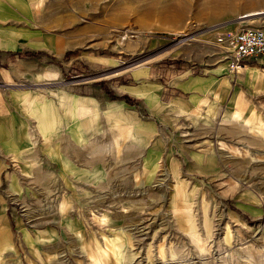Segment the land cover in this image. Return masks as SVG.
<instances>
[{
	"label": "rangeland",
	"instance_id": "rangeland-1",
	"mask_svg": "<svg viewBox=\"0 0 264 264\" xmlns=\"http://www.w3.org/2000/svg\"><path fill=\"white\" fill-rule=\"evenodd\" d=\"M254 10H264V0H47L42 20L61 33L76 30L74 41L84 59L79 70L67 67L51 84L73 86L85 79L108 89L112 71L145 65L157 69L169 88L173 77L201 74L210 66L227 33L264 28V15L239 19ZM94 54L112 57L115 67L85 64ZM179 123L175 131H185L186 121ZM164 130V143L182 152L189 142L185 133H177L176 144L175 133ZM243 155L240 148L225 152L221 184L193 178L192 165L183 163L177 181L162 163L144 183L131 180L111 190L99 180L97 190L76 197L66 195L62 185L50 193L41 180H23L25 188L12 193L3 178L0 200L7 206L13 244L0 264H264V213H242L233 205L235 196L224 194L233 187L251 188L264 201V157ZM61 214L80 218L82 227H65Z\"/></svg>",
	"mask_w": 264,
	"mask_h": 264
},
{
	"label": "crops",
	"instance_id": "crops-1",
	"mask_svg": "<svg viewBox=\"0 0 264 264\" xmlns=\"http://www.w3.org/2000/svg\"><path fill=\"white\" fill-rule=\"evenodd\" d=\"M46 2L0 0V185L4 178L9 192L25 188L23 180L44 181L50 193L62 185L73 197L97 190L99 180L119 190L131 180L144 183L162 163L173 181L183 174L178 170L183 163L192 165L193 178L221 184L230 148H240L243 159L264 157V59H249L232 73L226 56L217 52L201 74L175 76L169 88L157 69L145 65L112 71L108 89L87 81L53 85L65 68L79 70L84 59L74 41L76 30L61 33L46 26L41 14ZM112 59L94 54L84 62L112 68ZM25 81L31 86L17 87ZM181 119L187 128L175 131ZM165 126L175 133L173 141L185 133L189 142L182 152L164 143ZM253 191L233 187L224 194L235 196L238 211L258 216L264 201ZM2 201L1 258L13 244ZM60 218L65 227H82L80 218Z\"/></svg>",
	"mask_w": 264,
	"mask_h": 264
},
{
	"label": "built area",
	"instance_id": "built-area-1",
	"mask_svg": "<svg viewBox=\"0 0 264 264\" xmlns=\"http://www.w3.org/2000/svg\"><path fill=\"white\" fill-rule=\"evenodd\" d=\"M219 49L228 59V69L236 73L249 59H264V28L239 27L227 33Z\"/></svg>",
	"mask_w": 264,
	"mask_h": 264
},
{
	"label": "bare ground",
	"instance_id": "bare-ground-1",
	"mask_svg": "<svg viewBox=\"0 0 264 264\" xmlns=\"http://www.w3.org/2000/svg\"><path fill=\"white\" fill-rule=\"evenodd\" d=\"M222 3V2H221ZM230 8H231V6H230ZM227 9H229V8H227ZM262 15H264V10H254V11H250V12H246V13H244V14H242V18H241V20H247V21H250L249 19H253V18H255V17H260V16H262ZM221 41V40H220ZM219 41V42H220Z\"/></svg>",
	"mask_w": 264,
	"mask_h": 264
},
{
	"label": "trees",
	"instance_id": "trees-1",
	"mask_svg": "<svg viewBox=\"0 0 264 264\" xmlns=\"http://www.w3.org/2000/svg\"><path fill=\"white\" fill-rule=\"evenodd\" d=\"M122 99H124L127 103H129V104H133L134 102L130 99V98H128L127 96H123V97H121Z\"/></svg>",
	"mask_w": 264,
	"mask_h": 264
},
{
	"label": "water",
	"instance_id": "water-1",
	"mask_svg": "<svg viewBox=\"0 0 264 264\" xmlns=\"http://www.w3.org/2000/svg\"><path fill=\"white\" fill-rule=\"evenodd\" d=\"M242 17H239V19H241ZM93 78H88V79H86V80H92ZM85 80V79H84ZM84 80H80V82L81 81H84Z\"/></svg>",
	"mask_w": 264,
	"mask_h": 264
}]
</instances>
